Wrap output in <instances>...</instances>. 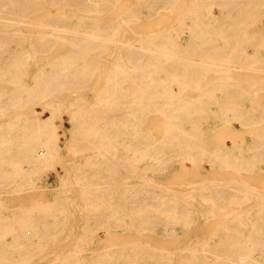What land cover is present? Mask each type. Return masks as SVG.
<instances>
[{"label": "bare ground", "instance_id": "obj_1", "mask_svg": "<svg viewBox=\"0 0 264 264\" xmlns=\"http://www.w3.org/2000/svg\"><path fill=\"white\" fill-rule=\"evenodd\" d=\"M184 2L0 0V264H264V0Z\"/></svg>", "mask_w": 264, "mask_h": 264}, {"label": "rangeland", "instance_id": "obj_2", "mask_svg": "<svg viewBox=\"0 0 264 264\" xmlns=\"http://www.w3.org/2000/svg\"><path fill=\"white\" fill-rule=\"evenodd\" d=\"M188 1L189 0H185V2L180 5V10H182L183 8L186 7V3ZM180 38H182V42L185 45H187L188 35L187 34H182L180 36ZM119 50L120 49H116L115 52H119ZM110 52H113V51H110ZM112 67H113L112 60H108L106 62H102V64L97 68V79L100 82H102V83L105 82V81H108V79H109L108 76L109 75H108L107 72L110 71L112 69ZM123 69L125 71H129L130 74H131V69L128 66H124ZM130 74H128V75H130ZM165 82L166 81H163V83L161 85L163 87H169V86H166ZM0 86H1V84H0ZM85 94L87 95L86 99L88 101H91V102L95 101L97 99L98 95H99L97 89L86 90ZM105 106H106V108H110L111 107V102L110 101L107 102V104H105ZM37 109H38L39 112L42 111V107L40 105L37 106ZM48 112L49 111L46 110L47 115H48ZM25 114H26V116L28 118H31L32 115H33L31 110H26ZM69 117L70 116H69L68 113L63 114V120H65V123H66V124H64L65 127L57 129V131L59 133L60 140L62 141L63 144H65L66 140H68L69 137H70V134L68 132L69 131V127H70L69 122H68ZM211 120H213V117H211ZM154 121H159V119H154ZM56 124L58 126L60 125V120L59 119H57ZM213 128H214V125H213L212 122H210V125H208L207 127H204L202 130L206 131L208 129H213ZM250 134H251V136H254V131H250ZM64 153H65V155L68 156V159H67L68 162L73 159L74 155L69 156L67 150H64ZM58 168H60V167H58ZM48 172H47V174L43 173V176H42L43 180H44L43 184L46 187L45 189H43L44 191L43 190L25 191L23 193H15V194H13L11 196L0 195L1 204H3L6 207H10L11 209L13 207H16V208H21V210L28 211L30 209H34L35 205H37L38 208H39V206H41L40 202H44L42 204V205H44L45 203H48L49 200L54 199L58 195V194L56 195V192L54 190L60 188L61 176H60V174L55 172L54 169L51 166L48 167ZM174 173L177 176H180L182 174L181 168L178 165L175 166ZM58 175H59V178H58ZM188 175H189L188 179H193L194 176H195V174L193 172L188 173ZM71 178H73L72 175H71ZM239 178H243L245 181H248L249 183L254 184L255 185L253 187L255 189L254 191L258 192L260 195H264V176L258 177V178H254V177H240V176H228L227 177V182L231 183L232 181L238 180ZM249 189H247L245 191L244 189H241V187H239L231 195H236V193H240L241 192L240 190H242L243 192L244 191L245 192H250ZM21 216H24V215H21ZM103 239H105L107 242L111 241V239H109V238H103ZM259 258L264 260V255H260Z\"/></svg>", "mask_w": 264, "mask_h": 264}]
</instances>
